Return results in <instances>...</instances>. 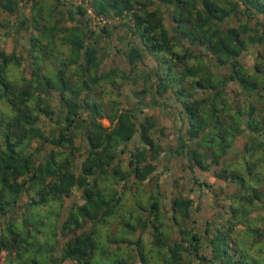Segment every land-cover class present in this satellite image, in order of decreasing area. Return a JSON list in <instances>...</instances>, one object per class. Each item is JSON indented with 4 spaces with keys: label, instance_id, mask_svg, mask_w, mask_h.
<instances>
[{
    "label": "trees",
    "instance_id": "trees-1",
    "mask_svg": "<svg viewBox=\"0 0 264 264\" xmlns=\"http://www.w3.org/2000/svg\"><path fill=\"white\" fill-rule=\"evenodd\" d=\"M20 3L31 16L3 25L7 36L30 31L28 46L0 50L1 264H264V0H55L46 12L38 0H0V9L11 16ZM98 19L104 25L91 28ZM118 28L128 39L114 55L129 74L149 55L155 94L180 104L188 127L171 153L232 187L220 226H189L191 198L175 197L169 210L159 201L158 122L118 100L129 74L101 69L99 41ZM250 50L248 67L241 56ZM206 56L227 73L213 72ZM239 136L243 154L228 160Z\"/></svg>",
    "mask_w": 264,
    "mask_h": 264
},
{
    "label": "rangeland",
    "instance_id": "rangeland-1",
    "mask_svg": "<svg viewBox=\"0 0 264 264\" xmlns=\"http://www.w3.org/2000/svg\"><path fill=\"white\" fill-rule=\"evenodd\" d=\"M42 2V6L45 9L51 4H54L55 0H38ZM84 2V1H83ZM19 4V11L11 16H8L5 12L0 9V25L7 24L9 21H13L16 16L20 19L29 18L32 14L30 5ZM85 4V2H84ZM68 5L60 6L59 9L65 10ZM46 12V10H45ZM91 14V11L89 12ZM255 20V19H254ZM99 22V26L104 25V21L101 19L93 20L90 24L91 28L96 27L95 23ZM19 22V21H18ZM17 22V23H18ZM113 22L109 21V24ZM68 25V24H67ZM168 30L170 29V24L165 22ZM10 32L9 26H0V50H6L7 52L13 49L20 54L21 49H26L28 46L27 41L30 36V31H21L20 35L7 36L6 34ZM29 35V36H28ZM128 39V33L123 28H118L113 30L111 37L103 38L99 41V46L104 48L106 58L101 62L103 71H108L111 68L119 67L129 74V65L124 63V60L120 55H114L117 48L123 49L126 46ZM137 41V39H136ZM256 49L252 50L254 54ZM206 59L210 61V68L217 75H225L227 70L225 68H220L215 66L214 59L206 56ZM241 61L246 64V66L251 67L254 63L253 55L250 52L241 56ZM25 67V66H23ZM157 67L155 61L152 57L145 54L143 56V61L138 63L136 69L129 74V79L125 81L118 100L123 103L124 108H132L134 105L137 107L136 112H142V115L137 113V118L140 120L143 117L154 116L158 122V126L151 132V137L157 143L163 146V151L159 154L157 159L152 161L155 166V172L151 175L153 178L157 177V195L159 201L162 205H165L166 210L170 208L171 202L175 197H185L193 199V207L190 213L189 226L194 227L196 231H202L205 223L210 222L212 225L220 226L221 223L225 222L229 215H227L229 202L224 197V192L227 193L232 190V187L225 181L218 180L211 171L202 172L195 168L193 171L188 167V162L186 156H178L175 153H171L177 145V137L184 134L187 129V123L183 119L180 104L176 101L174 96L167 91L163 96H157L155 94L157 81L153 77H149L148 73L155 70ZM135 80V81H133ZM133 81V83H132ZM144 86H152V90H148L145 93L137 95L139 90ZM228 90L230 92L238 91L237 87L234 85H228ZM57 95L54 96V104H56ZM157 101L156 104L151 102ZM142 101V104H138ZM103 103V106L107 108V104ZM184 120V121H183ZM103 126H108V121L106 119L100 120ZM54 126L53 124H47V127ZM157 129L163 130V136L157 132ZM82 135L75 139V144L77 146L81 145ZM246 141L245 136H239L235 139L233 147L229 149L228 160L232 156H242L244 151V143ZM139 134H136L131 143L128 144L127 148L129 151H133L134 146H139ZM50 148V147H48ZM84 149V148H83ZM124 161L127 159V154L122 155ZM84 157L77 158V164H80ZM193 178L198 179L200 186L194 184ZM209 186V187H208ZM155 183L152 179L144 183V187L141 191L147 194V192H153ZM119 190L122 188V183L117 187ZM73 200L81 203L78 191L73 192ZM21 201H25V195L22 196ZM69 201V200H68ZM66 210V209H65ZM65 212V211H64ZM64 214V213H63ZM169 215V214H168ZM256 214H253L254 216ZM63 216V215H62ZM171 223V221H167ZM242 230V226H237ZM174 229H178L174 226ZM176 234L174 233L172 237L174 238ZM147 239V235H145ZM258 241V247L264 245ZM3 261V256L0 255V264Z\"/></svg>",
    "mask_w": 264,
    "mask_h": 264
}]
</instances>
